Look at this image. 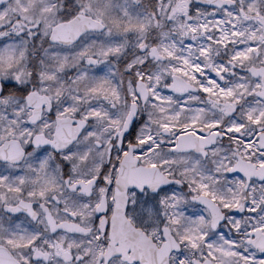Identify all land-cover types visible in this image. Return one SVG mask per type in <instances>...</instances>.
<instances>
[{
    "label": "snow or ice",
    "instance_id": "snow-or-ice-1",
    "mask_svg": "<svg viewBox=\"0 0 264 264\" xmlns=\"http://www.w3.org/2000/svg\"><path fill=\"white\" fill-rule=\"evenodd\" d=\"M0 264H264V0H0Z\"/></svg>",
    "mask_w": 264,
    "mask_h": 264
}]
</instances>
